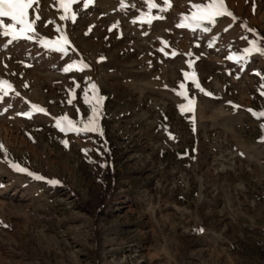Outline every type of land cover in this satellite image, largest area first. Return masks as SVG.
<instances>
[{
    "label": "rangeland",
    "instance_id": "obj_1",
    "mask_svg": "<svg viewBox=\"0 0 264 264\" xmlns=\"http://www.w3.org/2000/svg\"><path fill=\"white\" fill-rule=\"evenodd\" d=\"M153 2L39 0L32 39L0 34V264H264V0L200 27L212 0ZM86 89L99 131H61Z\"/></svg>",
    "mask_w": 264,
    "mask_h": 264
},
{
    "label": "snow or ice",
    "instance_id": "obj_2",
    "mask_svg": "<svg viewBox=\"0 0 264 264\" xmlns=\"http://www.w3.org/2000/svg\"><path fill=\"white\" fill-rule=\"evenodd\" d=\"M82 2L84 4V7L87 8L93 0H58V4L60 8L63 9L65 12V15L61 16V19H72L73 22H75V13H70V5L75 3ZM145 2L148 4L149 9L156 8L157 4L153 2V0H145ZM39 5V0H0V34L4 35L5 37H11L10 43L12 41H16L19 39H32L33 36L30 33H33L35 31V24L36 21L40 20L41 17L39 15V8H33V5ZM165 6L169 5V0H164ZM123 6V5H122ZM195 8L198 9L197 12L193 13L191 17H184L185 20H190V23L187 25L188 27H200L202 21H209V22H215V19L217 17H221L223 15L233 16V14L227 10L225 6L224 0H212V3L208 4L206 7L203 5H195ZM29 9H33L35 12V16L32 20H29ZM167 10L165 8H161L160 11L163 12ZM10 18L11 23L5 24L3 18ZM163 18L160 16H154L150 17L147 20V23L151 24L152 19H159ZM135 22V21H134ZM49 23H53V21H49ZM19 26V27H17ZM179 27L186 26L183 22L178 25ZM208 29H205L207 31ZM67 43V39L65 38L64 44ZM49 47H54L58 51H64V46L60 42H57L56 45H47ZM246 52H260L264 54V48L257 47L256 41H252V48L245 49ZM229 59H234L236 57L230 56ZM75 63V62H74ZM86 66V65H85ZM72 69V65L66 66L63 71L69 72ZM186 75V74H185ZM195 86L197 88H200V85L197 81H193ZM8 84L7 81L0 80V92H4L5 89L3 88V85ZM11 86L9 85V88ZM78 87V85H77ZM91 89L94 92H97V86L93 83L91 84ZM181 88H184V85H180ZM264 87V85H262ZM201 91H204L202 88ZM180 95L184 96V92H180ZM211 95V93H207ZM264 94V93H262ZM187 99V97H185ZM105 98L103 96H96L95 101L92 102L88 99V91L85 90V102L90 105L92 115L88 117L87 123L84 124L82 128H77L73 121L67 120L66 117L63 119L66 120V123L64 127L61 128V131H89V132H97L99 131V125L98 120L100 118L101 112L100 108L102 106V102ZM72 100H69V103H71ZM192 104L193 100H188L187 105H182L181 110H192ZM38 106L33 105V108H36ZM40 111H44V109H40ZM251 111V110H249ZM24 115H28L27 113H22ZM260 116H264V111H261L258 113ZM57 127H61L59 120L57 121ZM261 128L264 129V124H261ZM102 134V133H101ZM65 144H67L66 141H64ZM2 147V145H0ZM6 162L9 163L11 167H13L15 170L20 172H26L29 175H35L28 171V169L19 166L18 164H15L14 162L8 161L6 159ZM37 179H44L42 176H36ZM49 183L57 184L59 181L57 180H50Z\"/></svg>",
    "mask_w": 264,
    "mask_h": 264
}]
</instances>
